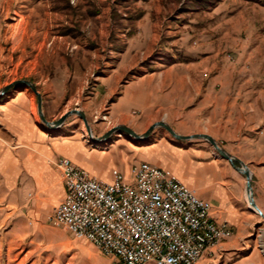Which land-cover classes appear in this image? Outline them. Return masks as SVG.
<instances>
[{"label":"rangeland","instance_id":"obj_1","mask_svg":"<svg viewBox=\"0 0 264 264\" xmlns=\"http://www.w3.org/2000/svg\"><path fill=\"white\" fill-rule=\"evenodd\" d=\"M120 67L125 75L119 92L107 100L105 79ZM168 70L170 74L164 76L177 99L176 113L191 116L204 101H216L218 96L216 113L232 120L222 128L230 129L242 120L256 127L252 140L264 143V0H0V91L17 81L31 82L42 96L48 122L80 110L95 139L119 126L141 136L152 125L138 128L117 122L110 114L111 102L123 85L144 75L160 78ZM18 92L34 99L33 116L50 143L76 140L99 152L111 147L107 157L94 154L87 161L100 180L108 178L103 172L110 161L123 168V155L129 164L143 163L149 146L169 147L174 141L165 129L156 128L144 141L118 132L94 142L76 115L50 130L41 122L37 98L29 88L20 85L9 90L0 104ZM210 107L195 117L198 122L205 120L203 132L210 124L206 120L215 114ZM131 116L139 121L137 111ZM233 152L228 154L240 161H264L259 145L238 144ZM244 164L250 171L257 166ZM52 208L35 209L27 204V197L0 195V264H121L93 244L76 239L66 227L53 224ZM253 214L258 225L250 228L251 235L235 252L241 258L252 251L264 257V220ZM222 243L199 264H222L227 254L219 248Z\"/></svg>","mask_w":264,"mask_h":264},{"label":"crops","instance_id":"obj_2","mask_svg":"<svg viewBox=\"0 0 264 264\" xmlns=\"http://www.w3.org/2000/svg\"><path fill=\"white\" fill-rule=\"evenodd\" d=\"M124 70L125 68L120 67L106 77L105 81L109 85L107 100H111L119 92L122 77L125 75ZM165 74H170V71H163L160 78H155L154 75H144L123 85L116 100L111 102V117L117 122L122 121L128 126L134 124L138 128H147L164 121L177 135L185 137L206 134L232 155H235L233 148L238 144H254L264 149L263 142L256 143L251 138V133H255L256 127L250 128L244 121L239 120L238 125L234 126L233 123L234 127L230 129L222 128L230 125L232 120H224L216 113L219 109L218 96L216 101H204L203 106L192 111L191 116L187 114L180 116L176 113L177 99L170 91V84H167ZM166 87L167 90H165ZM196 89L197 92L200 90V88ZM210 105L215 114L206 120L210 124L203 132L200 127L202 123L205 124V120L198 122L195 117L202 112L200 110ZM35 107L34 99L27 92H18L0 104L2 124L0 129V195L5 198L27 197V204H31V207L35 209L53 207L54 211L64 200L66 194L56 163L61 159H68L76 167L97 178L99 177L97 171L87 161L94 154L102 158L107 157L111 147L104 152H99L86 149L76 140L62 139L50 143L47 133L42 131L33 116ZM132 111L139 113L140 116L137 119L139 121L135 122L134 117L131 116ZM240 124H243V127ZM165 138L163 137L162 140L164 141ZM172 138L174 140L172 146L165 147L159 144L149 146L148 151L144 152L146 158L143 159L144 156H142L145 160L142 162L150 163L168 174L177 176L201 200L211 205L214 222L228 224L233 234L230 239L219 245V248L227 253L222 264H239L245 260L250 262L248 264H264V257L255 251L243 258L235 253L251 235L250 228L258 225L254 220V211L248 204L245 176L235 170L227 160L216 155L207 141L202 140L203 143H201ZM77 156H80V159ZM121 161L123 168L116 165L114 161H110L103 172L104 176L108 175V178L101 177V179L110 180L113 169L128 173L130 167L141 163L129 164L123 155ZM242 161L249 167L257 164L256 168H250L253 198L257 206L264 211V161L252 162L245 159ZM208 252L210 249L204 253L202 259ZM235 257L237 258L234 259Z\"/></svg>","mask_w":264,"mask_h":264},{"label":"built area","instance_id":"obj_3","mask_svg":"<svg viewBox=\"0 0 264 264\" xmlns=\"http://www.w3.org/2000/svg\"><path fill=\"white\" fill-rule=\"evenodd\" d=\"M66 189L51 222L93 244L121 264H198L204 253L232 237L177 176L146 162L111 181L92 177L70 160L56 163Z\"/></svg>","mask_w":264,"mask_h":264},{"label":"water","instance_id":"obj_4","mask_svg":"<svg viewBox=\"0 0 264 264\" xmlns=\"http://www.w3.org/2000/svg\"><path fill=\"white\" fill-rule=\"evenodd\" d=\"M23 85L27 88H29L36 96L37 98V109H38V115L40 117L41 122L50 130H57L59 129L64 123L65 121L68 119V117L72 116V115H76L78 116L85 124V127L88 131V134L90 136V138L94 141V142H101V141H105L106 139H108L111 135H113L114 133H118V132H122L125 133L139 141H144L146 140L150 134L152 133V131L156 128H163L165 129L172 137H174L177 140H181V141H189V140H205L207 141L214 149V151L218 154V156H220L221 158L227 160L241 175L245 176L246 178V195H247V200H248V204L251 208L252 211H254L255 213H257L260 217L263 218L264 220V214L262 213V211L260 210V208L257 206L256 202L254 201L253 198V189H252V174L251 171L249 170V168L239 159L229 155L228 153H226L224 150H222L218 144L209 136L207 135H193V136H180L177 135L170 126H168L167 124L163 123V122H159L156 123L154 125H152L149 130L139 136L137 135L134 131H132L130 128L125 127V126H119L116 127L115 129L111 130L110 132H108L104 137L100 138V139H95L91 133V129L90 126L88 125L87 119H86V115L80 111V110H73L69 113H66L65 115H63L58 121L55 122H48L43 114L42 111V96L40 95V93L37 91L36 86L34 84H32L31 82L28 81H17L12 83L11 85L3 88L0 91V97L4 96L9 90ZM236 164H238L240 167H236Z\"/></svg>","mask_w":264,"mask_h":264},{"label":"bare ground","instance_id":"obj_5","mask_svg":"<svg viewBox=\"0 0 264 264\" xmlns=\"http://www.w3.org/2000/svg\"><path fill=\"white\" fill-rule=\"evenodd\" d=\"M262 211V213L264 214V211L262 209H260Z\"/></svg>","mask_w":264,"mask_h":264}]
</instances>
